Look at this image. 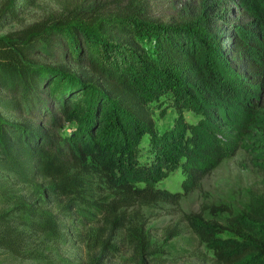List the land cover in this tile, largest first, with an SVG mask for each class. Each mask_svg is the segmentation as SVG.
Returning a JSON list of instances; mask_svg holds the SVG:
<instances>
[{
	"label": "trees",
	"instance_id": "1",
	"mask_svg": "<svg viewBox=\"0 0 264 264\" xmlns=\"http://www.w3.org/2000/svg\"><path fill=\"white\" fill-rule=\"evenodd\" d=\"M34 3L5 0L0 31ZM58 40L91 73L37 59ZM167 92L177 117L160 132L151 104ZM241 150L264 171V0H201L186 21L130 12L0 34V248L14 256L32 258L40 236L84 245L85 264H106L126 237L133 264L172 257L167 238L158 242L131 210L177 205ZM178 169L183 192L158 187ZM184 220L215 264H264V199L203 203Z\"/></svg>",
	"mask_w": 264,
	"mask_h": 264
},
{
	"label": "rangeland",
	"instance_id": "2",
	"mask_svg": "<svg viewBox=\"0 0 264 264\" xmlns=\"http://www.w3.org/2000/svg\"><path fill=\"white\" fill-rule=\"evenodd\" d=\"M4 1L0 0V8ZM200 2L201 0H35L33 5L20 4L18 16L6 24L0 34L21 31L34 23L60 17L90 18L96 15L130 12H140L145 17L163 22L186 21L198 13ZM143 44L147 50L153 52L154 42L143 41ZM37 59L52 66L63 65L79 74L91 73L87 66H79L67 56L61 40H58L56 49L37 55ZM151 109L160 132L172 127L177 117V110L170 92L154 101ZM185 115L190 122H197L201 117L200 114L188 110L185 111ZM7 116L11 120H28L26 117ZM75 127L76 122H67L59 129L60 135H68ZM148 141V135H143L139 139L138 147L142 162L150 158ZM251 153L252 151L241 150L233 157L225 159L203 179L197 189L186 194L177 205L131 210V212L136 211L135 214H138L135 215L136 219L140 220L150 235L158 238V242L167 238L168 244L176 251L171 254L172 257H165L151 264H215L212 252L188 232L184 215L199 210L203 203H227L232 208L238 209L246 201H262L264 171L252 162ZM183 179L184 176L178 169L162 180L158 187L172 192H183ZM19 189L24 193L29 192L26 186ZM175 234H180V237L174 238ZM222 235L230 236V233ZM31 247L35 250L32 258L14 256L0 248V264H85L90 256L84 245L76 244L74 241H44L39 236ZM133 263L134 256L128 247L127 237L121 244L120 252L107 258L106 261V264Z\"/></svg>",
	"mask_w": 264,
	"mask_h": 264
}]
</instances>
